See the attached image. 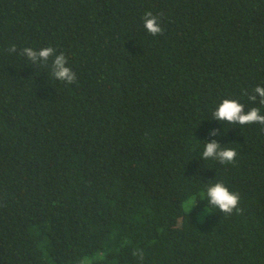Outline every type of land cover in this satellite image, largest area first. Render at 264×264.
<instances>
[{
    "label": "trees",
    "instance_id": "obj_1",
    "mask_svg": "<svg viewBox=\"0 0 264 264\" xmlns=\"http://www.w3.org/2000/svg\"><path fill=\"white\" fill-rule=\"evenodd\" d=\"M257 86L264 0H0V264H264V124L214 116Z\"/></svg>",
    "mask_w": 264,
    "mask_h": 264
},
{
    "label": "clouds",
    "instance_id": "obj_2",
    "mask_svg": "<svg viewBox=\"0 0 264 264\" xmlns=\"http://www.w3.org/2000/svg\"><path fill=\"white\" fill-rule=\"evenodd\" d=\"M142 19L144 27L149 34L152 36L162 34L163 29L160 26L159 18L154 16L151 11H146ZM10 51H16L14 45ZM55 51L51 46L41 48L38 52L33 48L25 47L22 49L21 54L26 55L32 62H36L38 58L47 60L55 54ZM66 64L67 58L63 53L55 55L53 61L55 71L53 75L56 80L72 84L76 82V73L70 67L65 66ZM254 91L262 98L260 102L264 104V87L257 86ZM251 98L254 100L255 96ZM243 107L242 104L234 100H224L214 112V116L217 120L231 123L238 122L241 125L256 122L264 124V115H261L258 109L253 108L249 112L244 113ZM212 134L215 135V131ZM235 156L236 152L234 149H221L216 141L207 143L203 152L205 159L218 158L221 162H232ZM206 196L211 205L218 207L224 213H231L239 202V196L230 192L222 183H216L208 187Z\"/></svg>",
    "mask_w": 264,
    "mask_h": 264
},
{
    "label": "rangeland",
    "instance_id": "obj_3",
    "mask_svg": "<svg viewBox=\"0 0 264 264\" xmlns=\"http://www.w3.org/2000/svg\"><path fill=\"white\" fill-rule=\"evenodd\" d=\"M184 206H185L186 209H188V208L190 207V200H187V201L185 202ZM204 216H205L204 211H203V212L201 211V212L198 214V218H199L200 220H202V219L204 218Z\"/></svg>",
    "mask_w": 264,
    "mask_h": 264
}]
</instances>
